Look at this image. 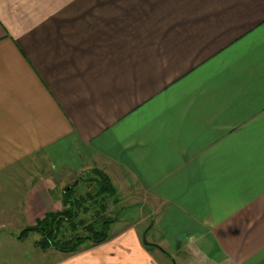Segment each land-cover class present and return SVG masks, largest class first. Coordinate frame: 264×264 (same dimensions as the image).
<instances>
[{
  "label": "crops",
  "instance_id": "1",
  "mask_svg": "<svg viewBox=\"0 0 264 264\" xmlns=\"http://www.w3.org/2000/svg\"><path fill=\"white\" fill-rule=\"evenodd\" d=\"M95 169L137 217L40 264H264V0H0V245Z\"/></svg>",
  "mask_w": 264,
  "mask_h": 264
},
{
  "label": "rangeland",
  "instance_id": "2",
  "mask_svg": "<svg viewBox=\"0 0 264 264\" xmlns=\"http://www.w3.org/2000/svg\"><path fill=\"white\" fill-rule=\"evenodd\" d=\"M29 169L32 172V175L41 173V170L36 165ZM83 173L76 179L74 178L66 183H61L60 177L55 178V181L58 184L56 192L62 199L63 207L60 211L52 213H58L70 209L69 206L66 207L65 205L64 191L71 186L75 188V191L70 197L76 199L84 197L87 200V203H84L80 210L76 211V215L72 221L62 222L60 224L61 227L59 228L56 243L49 244L45 249H42L43 251L55 250L54 247L57 246L63 247V243L66 242L72 244L77 238L83 240L79 248L87 247L90 245V242L87 241V239L85 240V238L93 236L94 234L89 231L91 227L95 231L103 230L107 234L112 229V222L117 220L123 222L124 219L127 218V215H130V217L134 219L137 217L136 210L126 209V207L129 206V203L120 200L118 195L100 196L97 194L99 187L95 180L96 176L92 175V170ZM90 196L93 198L91 199ZM3 197L4 199L1 201L4 203L3 205L15 207V212L18 214L20 209H18L17 203L23 198V195L4 194ZM6 197H9V199H6ZM8 214H14V211L9 209ZM104 227L106 228L105 230ZM42 239L43 234L40 231H30L27 232L20 241L15 242L13 245L7 241H1L0 264H40L43 258L38 255L39 252H37L35 248H40V242ZM145 239L148 242V238L146 237ZM49 257H51V254Z\"/></svg>",
  "mask_w": 264,
  "mask_h": 264
},
{
  "label": "trees",
  "instance_id": "3",
  "mask_svg": "<svg viewBox=\"0 0 264 264\" xmlns=\"http://www.w3.org/2000/svg\"><path fill=\"white\" fill-rule=\"evenodd\" d=\"M92 175L96 176V182L97 186L99 187L98 195H109L114 196L116 195V190L112 186V183L109 179V177L103 173L102 171H99L97 169L92 170ZM75 191V188L69 189L67 192H64V200L66 207L69 206L70 209L64 210L62 212L58 213H49L45 216L43 220L38 221L37 225L26 229L23 233V236L30 231H40L43 234V239L40 242V248L45 249L46 246L49 244L56 243V239L59 233V228L61 227L62 222H70L74 219L76 215V211L80 210V208L83 206L84 203H87V200L84 197H81L79 199L71 198L73 192ZM90 195V194H89ZM88 195V196H89ZM91 199L93 198L90 196ZM104 207V206H103ZM106 228L104 227V230ZM90 232L94 233L93 236L86 237L85 240L89 241L91 244L97 245L102 242H104L107 239V234L103 230L98 231L94 230L92 227L89 230ZM81 239H76L72 244L70 242L63 243V247L56 246L54 247L57 250H60L64 253H75L79 250L80 245L82 244Z\"/></svg>",
  "mask_w": 264,
  "mask_h": 264
},
{
  "label": "water",
  "instance_id": "4",
  "mask_svg": "<svg viewBox=\"0 0 264 264\" xmlns=\"http://www.w3.org/2000/svg\"><path fill=\"white\" fill-rule=\"evenodd\" d=\"M71 188H72V187L67 188V189H66V192H67L69 189H71ZM144 242H145V244H147V241H146V240H145Z\"/></svg>",
  "mask_w": 264,
  "mask_h": 264
}]
</instances>
